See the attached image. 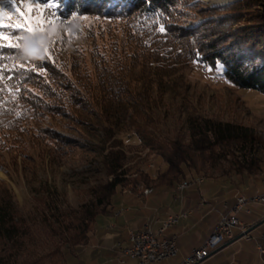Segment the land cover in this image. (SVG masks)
Returning <instances> with one entry per match:
<instances>
[{"label": "rangeland", "instance_id": "374dc122", "mask_svg": "<svg viewBox=\"0 0 264 264\" xmlns=\"http://www.w3.org/2000/svg\"><path fill=\"white\" fill-rule=\"evenodd\" d=\"M53 2L56 16L31 37L32 48L46 52L45 58L58 66L48 92L58 96V103L65 99L75 107L37 108L15 128L0 126V264H85L99 242L94 233L102 236L110 223L125 230L152 224L158 212L146 202L154 194L159 204L172 202L173 207L194 203L192 194L213 205L225 195L228 202L235 200L234 209L241 196L252 200L263 193L264 93L225 82L217 71H206L209 63L203 68L191 64L189 53L202 55L208 38L202 23L224 20L227 29L252 25L263 17L264 0L177 1L166 24L177 33L198 26L180 44L175 30L150 33L134 17L62 13V3ZM0 3L9 17L3 22H18L8 0ZM28 3L45 9L44 0H16L19 11L28 12ZM4 32L9 40L0 43L25 47L12 31ZM157 68L167 71L162 83ZM97 84L123 92L120 107L127 114L114 127L102 124L94 106L74 95L82 96L86 87L102 96L93 88ZM174 138L193 147L194 167L181 180L172 175L164 180L168 165L162 143ZM113 145L124 156L123 165L111 171L108 164L114 159L107 153ZM117 176L125 178L122 184ZM185 179L194 182L177 190ZM149 188L153 192L147 194ZM167 195L173 201H163ZM258 204L251 206L264 208ZM115 208L129 211L107 214ZM168 211L160 209L163 215ZM94 214L86 234L76 235ZM217 219L212 213L207 222L214 226Z\"/></svg>", "mask_w": 264, "mask_h": 264}, {"label": "trees", "instance_id": "16d2710c", "mask_svg": "<svg viewBox=\"0 0 264 264\" xmlns=\"http://www.w3.org/2000/svg\"><path fill=\"white\" fill-rule=\"evenodd\" d=\"M59 1L62 3V7L60 8L62 13L78 11L81 13H95L108 18L128 19L134 17L137 22L141 23V27L150 28V33L155 29L156 31H160V26L163 25L165 31L160 32L164 34L168 32L167 34H169L170 31L175 30V33L172 34H177L176 43L178 44L184 43L185 34H192L193 31L198 29V26L195 28L192 26L190 28L181 27L182 30L177 33L175 28H171L166 24L165 21L170 16V10L174 3L179 0ZM260 13L263 17L259 18L257 22H254L252 25L247 23L238 29H227L223 27L224 20H218L214 24H209L210 22L202 23L199 27H207L203 31V35H208L207 37L210 40L208 38L204 40L202 55L194 56L189 53L190 63L197 64L200 68H203V64L209 63L207 64L206 71L214 74L216 71L218 72L217 62L219 61L224 66V72L223 74L218 72V74L223 77L225 82H229L238 88L256 89L264 93V12L261 10ZM172 37L174 38V36ZM189 52L194 53L192 49ZM46 55L47 53L41 49H34L32 47L27 49L20 47L19 50L14 51L5 48L3 56L7 59L3 61V64L6 67L13 68L22 66V68L35 69V71L24 72L21 70L14 72L11 74L12 79H9L8 73L4 74L3 80L0 81V126L15 128L23 119L32 116L37 108L62 110L64 108L75 107V103L65 102L67 100L64 98L65 101L62 100L58 103V96L48 92V89L54 83L52 78L56 77L54 73L58 69V66L53 65L51 61L46 59ZM45 69H48L47 73L43 72ZM41 72L42 75H38ZM166 73L167 71L165 69L158 70L157 68L159 82H163L160 76H164ZM36 88L38 91L35 90ZM84 88L85 92L87 91L85 94L79 96L75 92L74 95L78 100L84 101L86 99L94 106L93 109L101 116L102 124L114 127L118 123V119H121V117L127 114L120 107L123 101V92L121 94L113 92L114 90H110L109 92L107 88L97 84L93 88L103 93L100 96L97 92L96 94H92V92H89V88ZM128 101L135 103V98L130 97ZM126 109L130 108L128 107ZM118 142L121 143V141ZM221 142H216L215 145H219ZM162 145L165 148L164 155L168 165L163 172L162 179L170 178L171 175L175 179L180 178V180L182 176L187 177L188 172H192L194 167L191 157L193 147L188 143H184L180 138H174L170 142L162 143ZM119 149L121 148L113 145L107 153V155L112 156L114 159L108 164L111 171L116 170L114 167L117 166L120 168L123 165L122 159L124 155L123 152H119ZM124 180L125 178L122 176L116 177V183L124 182ZM252 203L264 204V201H253L250 204ZM250 207L251 212H257L258 217L253 220H248L250 222H247L249 225H253L264 219V208ZM251 212L247 213L251 214ZM238 216L240 219L242 218L239 213ZM96 217V214L90 216L87 219V224L76 235L83 237L90 228L91 221L96 220Z\"/></svg>", "mask_w": 264, "mask_h": 264}, {"label": "crops", "instance_id": "0c3cea01", "mask_svg": "<svg viewBox=\"0 0 264 264\" xmlns=\"http://www.w3.org/2000/svg\"><path fill=\"white\" fill-rule=\"evenodd\" d=\"M254 191L255 190L250 192L254 193ZM262 192H264V184L262 185ZM157 196H159V194H154V196L147 199L146 202V204L152 206L158 212V216L156 215L157 217H152L154 221L151 225L154 231H157L163 224L162 219H159V217L166 216L160 212V209H168V212L171 213L183 210L191 211L189 218L183 219L179 224L173 226L166 232L165 236H169L172 233L178 235L179 252L175 257L164 262V264H184L185 259L193 252V250L201 246L213 233L221 215L232 210L231 205H233L235 201L232 198L233 202H228L229 199L225 195H221V199L215 200L213 205L208 202L209 200L207 198L199 200L198 197L200 196L192 194L191 200H195L194 203L186 201L181 205L173 207L172 202L169 203V200L173 201L170 196L167 195L163 198V201L170 204H165V206L159 204V198ZM250 203L251 202L247 203L243 210L239 212V215L242 217V225L235 227V236H239L241 232L251 226L248 224L250 223L248 220H253L258 217L257 212H251ZM115 209L117 210H115L114 214L111 212L107 214L114 216L115 214H121L123 210L129 211V208ZM247 212H251V214H248ZM212 213H215L218 216L217 222L214 226L207 222V219H209V216ZM140 214L138 212L134 213V215ZM120 219L121 217L119 216L117 221L120 222ZM118 226V223H110L102 236H96L94 233V236L99 238V242L98 245L94 246L93 252L89 254L85 264H138L139 260L137 258L126 256L122 250V247L130 244L129 230L133 228L129 227L127 229L126 226L125 230ZM260 246L264 249V223L249 232L247 235L235 239L200 264H264V250H261Z\"/></svg>", "mask_w": 264, "mask_h": 264}, {"label": "built area", "instance_id": "2783aa9c", "mask_svg": "<svg viewBox=\"0 0 264 264\" xmlns=\"http://www.w3.org/2000/svg\"><path fill=\"white\" fill-rule=\"evenodd\" d=\"M193 182V180H188V183L179 186V190L182 191L188 188ZM253 201L263 202L264 192L254 196L252 200L243 196L238 198L235 208L221 215L213 233L201 246L193 250L185 259L184 264H194L204 261L214 254L215 250L227 240L233 238L235 236V227L242 225L238 213L247 203ZM184 211L188 210H183V215ZM162 217H159L163 221L162 232H155L150 224H147L143 229H131V234H129L130 244L122 247L126 256L137 258L139 260L138 264H164V262L178 254V235L174 233L165 236L166 227L170 223H175V213ZM260 248L264 250L262 246Z\"/></svg>", "mask_w": 264, "mask_h": 264}, {"label": "snow or ice", "instance_id": "6c2138e0", "mask_svg": "<svg viewBox=\"0 0 264 264\" xmlns=\"http://www.w3.org/2000/svg\"><path fill=\"white\" fill-rule=\"evenodd\" d=\"M8 2L12 5V8L16 11L18 16V22L5 24L3 21L5 19H9L4 4L0 3V41H8V36L5 35L4 29H8L13 32V34L17 35V39L24 40L25 48H30L33 45V41L31 39L38 31H40V26L42 24L48 23L49 17H55L56 12L58 11V5L53 2V0H44L45 9L41 10L40 8H33L31 3L24 5L28 8V12L19 11L17 8L16 0H8ZM42 11L47 12V16L42 14ZM39 13V14H38ZM160 31L164 32L165 28L163 25L160 26ZM19 33H29V36H22ZM5 48L9 50H19V43H0V81L3 80V76L5 73L9 74V79H12L11 74L17 71L31 72L35 71V69H26L22 68V66H16L13 68H8L3 64L7 58L3 56V52ZM217 70L220 74L224 72V66L218 61L217 62ZM38 75H42L38 73Z\"/></svg>", "mask_w": 264, "mask_h": 264}, {"label": "bare ground", "instance_id": "6f19581e", "mask_svg": "<svg viewBox=\"0 0 264 264\" xmlns=\"http://www.w3.org/2000/svg\"><path fill=\"white\" fill-rule=\"evenodd\" d=\"M202 180H204V177H202V178H198V181H202ZM184 183H188V180L185 179V180H183L182 182H180V183L178 184V186H177V190H179V186L182 185V184H184ZM145 192H146L147 194H150V193L153 192V188H149V189L145 190ZM190 213H191V211H184V215H183V211H180V212L175 213V223H170V224L166 227V232H167L170 228H172L173 226H176L178 223H180L184 218H189ZM162 231H163V224H162V226H161L157 231H155V232H162ZM129 234H131V229L129 230ZM172 234H174V233H172Z\"/></svg>", "mask_w": 264, "mask_h": 264}, {"label": "water", "instance_id": "95a60500", "mask_svg": "<svg viewBox=\"0 0 264 264\" xmlns=\"http://www.w3.org/2000/svg\"><path fill=\"white\" fill-rule=\"evenodd\" d=\"M263 223H264V219H262V220L256 222L255 224L249 226V227L246 228L243 232H241L239 236H234L233 238L227 240L224 244H222L219 248H217V249L215 250V252L220 251L222 248H224L226 245H228V244H230L231 242H233L235 239L247 235L249 232H251L252 230H254L255 228H257L258 226H260V225L263 224ZM215 252H214V253H215ZM204 261H205V260H204ZM202 262H203V261H202ZM202 262L194 263V264H200V263H202Z\"/></svg>", "mask_w": 264, "mask_h": 264}]
</instances>
